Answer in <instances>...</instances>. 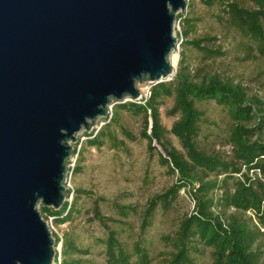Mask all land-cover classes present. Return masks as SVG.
Segmentation results:
<instances>
[{"label": "water", "instance_id": "obj_1", "mask_svg": "<svg viewBox=\"0 0 264 264\" xmlns=\"http://www.w3.org/2000/svg\"><path fill=\"white\" fill-rule=\"evenodd\" d=\"M186 0H0V264H55L39 208L65 202L73 145L138 86L175 76Z\"/></svg>", "mask_w": 264, "mask_h": 264}, {"label": "trees", "instance_id": "obj_2", "mask_svg": "<svg viewBox=\"0 0 264 264\" xmlns=\"http://www.w3.org/2000/svg\"><path fill=\"white\" fill-rule=\"evenodd\" d=\"M206 6L215 4L224 6L242 25L246 26L251 36L257 41L255 53L264 58V0H202ZM181 17V16H180ZM180 17H176V20ZM215 38L181 42L201 52L204 59H216L224 55L221 48L212 49L208 46ZM167 98H173L170 115H179L170 130L165 129L160 120L159 108ZM214 101L224 107L233 125L229 131L227 144L232 148V159L226 160L218 154H208L197 146L199 124L202 113L196 104ZM118 108L126 110L134 116H143V129L140 137L147 140L150 152L159 146L165 156L158 153L159 161L168 171L175 175L176 180L164 193L152 197L142 214L141 231L151 226L156 209L159 207L167 212L177 200L181 189L187 192L194 201V210L185 216L172 236H164L162 240L171 248L164 264H196L191 252L198 251L197 246L212 249V264H259V251L256 243L259 230L253 226L251 218H244L246 212H252L264 228V101L256 96H248L245 88L239 83L222 79L218 74L192 75L183 58L180 57L178 69L172 80L161 82L150 88V94L140 103L125 102ZM116 112L110 120L116 119ZM86 141L73 147L71 158L75 155L71 174L81 172L80 151L87 147L101 148L105 138L116 144L107 126L90 133L84 132ZM129 140L135 137L122 129ZM167 135L175 137L182 152L168 145ZM255 138V139H254ZM245 169V173L242 172ZM252 172L254 176L250 177ZM234 174H241L235 178ZM211 176L215 177L211 180ZM223 176L222 180L218 177ZM232 180L231 184L226 180ZM221 183V185H219ZM221 191L220 198L212 193ZM71 190L66 189L65 202L59 210L39 208L44 218L53 217L59 222L72 219L76 213L77 200L89 192L73 190V200L68 202ZM233 208L239 213L226 217L216 210ZM115 214L127 219L136 214L133 206L114 204ZM93 219L97 220L107 231L106 237L98 241L103 245L102 262L89 259L91 251L67 238L61 239L60 257L56 253L55 264H151L148 249L135 243L132 252L118 239L94 201ZM224 212V211H223ZM55 247L60 241L54 238ZM134 258V260H132ZM59 260V261H58Z\"/></svg>", "mask_w": 264, "mask_h": 264}, {"label": "rangeland", "instance_id": "obj_3", "mask_svg": "<svg viewBox=\"0 0 264 264\" xmlns=\"http://www.w3.org/2000/svg\"><path fill=\"white\" fill-rule=\"evenodd\" d=\"M177 17L180 18L177 19L178 27H175L174 35L178 38L179 47L174 52L177 54V63L173 67L175 74L181 57L192 75L199 72L216 73L224 80L241 84L248 96H256L264 101V58L258 57L255 53L257 41L251 36L246 26L242 25L224 6L218 4L206 6L202 0H189L186 11L178 14ZM209 38H215L216 41L208 46L212 49L221 48L224 53L222 57L204 59L201 52L181 43L185 40ZM153 85L155 84L138 86L142 99L146 98ZM139 102L140 100L137 103ZM119 104L122 103L112 105L107 117L99 119L93 129L96 131L104 125L107 126L116 144L106 137L101 148L87 147L81 150L79 156L82 160L80 161L81 172L68 175V188L71 190L68 202L73 200V190L81 189L89 192L90 195L80 196L76 203L77 211L72 219L59 222L50 216L45 221L49 227L54 228L53 238L60 240L55 247L57 253H61V239L66 236L73 239L76 244L89 248L91 251L89 259L102 262L103 245L98 241L106 237L107 231L93 219L92 209L94 201L97 200L101 214L112 220L107 223L108 226L116 232L118 239L125 245L128 252H132L135 243H140L148 249L151 264H164L171 248L162 238L172 236L177 231L180 221L193 212L194 201L189 196L187 188L181 189L171 209L165 212L158 207L151 226L145 231L140 230L142 214L148 201L164 193L175 183L176 177L159 161L158 153L165 156L163 150L153 144L156 150L150 152L147 140L140 137L144 124L143 116H134L118 108ZM172 106L173 98H167L159 108L161 124L167 130H170L172 124L179 119V115H170ZM196 106L202 113L199 136L196 139L197 146L208 154H218L228 161L231 160L233 153L231 146L227 144V139L233 122L227 110L214 101L197 103ZM115 112L116 119L114 122L109 121ZM122 129L132 134L135 139L129 140L125 137ZM84 134L81 132L77 136L78 150L79 144L86 141ZM167 140L169 146L182 152L179 141L175 137L167 135ZM76 158L75 155L70 159L71 168ZM241 173H245L244 168ZM240 175L234 174V177L241 178ZM249 176L252 177L254 174L250 172ZM223 178L220 176L218 180ZM210 179L214 180L215 177L211 176ZM226 182L231 184L229 186L232 189L233 181L228 179ZM220 194L221 191L212 193L217 199L220 198ZM114 204L133 206L136 214L122 219L115 214ZM216 211L223 213L226 217L239 213L233 208L223 209L224 212ZM242 217L251 218V223L259 230L256 249L260 252L259 264H264V228L252 212L248 211ZM197 250L191 252L196 264H212L211 248L200 245L197 246Z\"/></svg>", "mask_w": 264, "mask_h": 264}, {"label": "built area", "instance_id": "obj_4", "mask_svg": "<svg viewBox=\"0 0 264 264\" xmlns=\"http://www.w3.org/2000/svg\"><path fill=\"white\" fill-rule=\"evenodd\" d=\"M186 2L188 3L189 2V0H186ZM177 22H178V20H176L175 21V25H174V30H175V27H178L177 26ZM179 24V23H178ZM174 33H175V31H174ZM176 40H177V46H176V49L179 47V41H178V38L176 37ZM149 94H150V91H148V93H147V96H146V98L149 96ZM141 100H142V97H141ZM140 100V101H141ZM140 103V102H139ZM72 167V165L71 164H69V169H72L71 168ZM69 175H70V170H69ZM69 187V180H67V183H66V189H69L68 188ZM50 230H51V232H52V234H53V231H54V228L51 226L50 227ZM57 255H58V258L60 257V254L59 253H57ZM59 261V260H58Z\"/></svg>", "mask_w": 264, "mask_h": 264}, {"label": "bare ground", "instance_id": "obj_5", "mask_svg": "<svg viewBox=\"0 0 264 264\" xmlns=\"http://www.w3.org/2000/svg\"><path fill=\"white\" fill-rule=\"evenodd\" d=\"M176 63H177V54L173 53L171 55V65L174 67L176 66Z\"/></svg>", "mask_w": 264, "mask_h": 264}]
</instances>
